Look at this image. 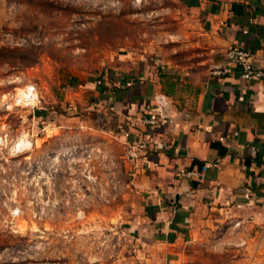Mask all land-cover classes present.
Returning a JSON list of instances; mask_svg holds the SVG:
<instances>
[{"label":"crops","instance_id":"obj_1","mask_svg":"<svg viewBox=\"0 0 264 264\" xmlns=\"http://www.w3.org/2000/svg\"><path fill=\"white\" fill-rule=\"evenodd\" d=\"M133 3L146 19L122 40L115 70L85 84L86 94L69 87L26 111L41 133L35 151L63 153L79 135L111 177L130 179L113 212L120 239L104 242L96 264H264V81L244 80L240 67L211 74L231 48L264 67V0ZM161 95L167 119L150 131L142 119ZM147 137L159 145L139 152L135 167L129 145Z\"/></svg>","mask_w":264,"mask_h":264},{"label":"rangeland","instance_id":"obj_2","mask_svg":"<svg viewBox=\"0 0 264 264\" xmlns=\"http://www.w3.org/2000/svg\"><path fill=\"white\" fill-rule=\"evenodd\" d=\"M122 1L0 0V264H96L104 242L120 239L113 212L130 179L111 177L97 147L79 135L63 153L35 151L41 133L26 115L34 110L6 102L35 85L43 108L69 87L86 94L85 84L114 71L122 40L133 41V25L141 13L146 19L141 5Z\"/></svg>","mask_w":264,"mask_h":264},{"label":"built area","instance_id":"obj_3","mask_svg":"<svg viewBox=\"0 0 264 264\" xmlns=\"http://www.w3.org/2000/svg\"><path fill=\"white\" fill-rule=\"evenodd\" d=\"M237 67L241 68V77L250 82L254 80L264 81V67H261L256 62L254 55L247 49L231 48L226 53L225 63L216 65L211 70V74L217 77L232 75ZM40 102L39 92L35 85L25 87L20 94L14 95L6 102L7 109L13 107H24L35 110ZM168 102L166 97L161 95L157 98V104L154 109H149L148 114L142 119L143 124L150 130L158 128L161 123L167 119ZM0 140L2 138L0 137ZM159 144L152 137H147L145 140L133 142L129 145L128 158L135 162V167H138V160L141 158L139 152L146 151L149 147H157ZM135 173H132L134 176ZM180 176L190 177L191 172L182 170Z\"/></svg>","mask_w":264,"mask_h":264}]
</instances>
